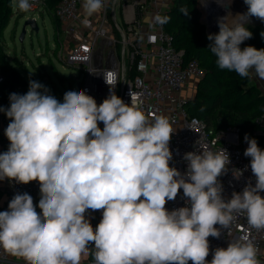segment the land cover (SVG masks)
Wrapping results in <instances>:
<instances>
[{
  "label": "clouds",
  "instance_id": "1",
  "mask_svg": "<svg viewBox=\"0 0 264 264\" xmlns=\"http://www.w3.org/2000/svg\"><path fill=\"white\" fill-rule=\"evenodd\" d=\"M217 3L223 6L222 0ZM244 3L247 12H229L218 20L209 48L220 69L264 80V49L240 47L253 36L248 18L264 22V0ZM11 6L21 12L31 8L29 0H12ZM102 7L103 0L83 3L88 16ZM103 78L110 95L99 105L84 90L67 91L60 102L30 80L25 94L11 93L10 106L0 107L10 120L0 180L38 182L41 210L30 194H15L8 210L0 211V248L25 264H80L90 244L95 264H261L256 246L243 240L216 248L212 260L206 259L208 238L221 236L215 226L228 229L237 214H245L251 228L264 230V149L257 140L245 135L244 156L251 158L255 185L249 182L226 201L218 178L231 163L227 150L185 153L187 170L181 174L170 166L169 119H149L111 91V73ZM243 171L234 169V178ZM181 189L188 206L169 211L166 203ZM89 209L103 210L95 229L85 216Z\"/></svg>",
  "mask_w": 264,
  "mask_h": 264
},
{
  "label": "built area",
  "instance_id": "2",
  "mask_svg": "<svg viewBox=\"0 0 264 264\" xmlns=\"http://www.w3.org/2000/svg\"><path fill=\"white\" fill-rule=\"evenodd\" d=\"M194 1L199 21L205 26L207 36L219 32L217 22L221 17L229 12L234 16L233 0L230 5L226 0H222L223 6L217 3V0ZM29 2L31 8L28 13L40 14L42 0ZM172 2L173 0H136L129 5L125 4L126 8L131 9L132 17L125 27L117 29L111 27L110 31H107L104 26L109 21V0H103L102 9L91 16L82 11L84 0H61L55 16L60 25V32L67 36L66 39L59 40L57 56L65 65L80 72L77 92L86 91L98 105L110 95V86L103 78V73L109 72L113 77L111 91H114L124 103H135L149 119L156 116L167 117L174 131L169 144L172 152L170 166L175 167L181 174L187 170L188 162L183 159L185 153L203 149L214 152L226 149L231 163L226 174L220 176L218 180L223 186L222 197L227 201L231 199L233 192H242L249 182L255 185V176L250 168L251 158L244 156L248 144L245 141V134H241L237 128L229 127L214 131L207 128L202 120L187 115L184 104L188 98L183 96V90L190 80H198L202 72L195 61L183 63V52L174 48L169 35L163 31V23L157 20ZM115 32L118 38L115 37ZM77 34L81 35V39L74 42ZM73 35L74 38L71 37ZM98 40H103V46L95 56ZM2 78L0 76V83ZM255 122L264 125V116L258 117ZM9 123L10 120L5 113L0 112V154L6 152L5 146L9 142L5 136V129ZM98 126L102 129L103 123ZM234 169L244 170L239 179L234 178ZM0 187L6 202H10L17 193H28L33 197L36 211L38 213L41 211L38 207L40 199L38 182L20 184L14 180L4 179L0 180ZM260 195L264 196V192ZM184 206L188 205L182 189L175 200L168 201L165 205L169 211ZM101 219L102 215L97 221L90 220L94 229ZM215 227L220 229L221 236L208 238L210 252L206 257L207 261L212 260L216 248H227L230 241L236 240L251 241L258 249L257 259L260 261V252L264 246V230L251 228L245 214H237L228 229L220 225ZM89 247L90 250H94L92 249L94 244H90ZM0 264L25 262L0 248ZM189 264L192 262L189 261Z\"/></svg>",
  "mask_w": 264,
  "mask_h": 264
},
{
  "label": "trees",
  "instance_id": "3",
  "mask_svg": "<svg viewBox=\"0 0 264 264\" xmlns=\"http://www.w3.org/2000/svg\"><path fill=\"white\" fill-rule=\"evenodd\" d=\"M61 0H42V8L47 12L53 27V39L59 42L60 25L55 11ZM12 0H0V107L8 108L9 95L12 89L14 66L4 54L1 43L2 35L12 14ZM187 8L188 14L180 12ZM163 31L170 37L176 50L183 52V63L195 61L202 75L198 79L194 97L187 100L184 109L189 117L202 120L207 128L214 131L226 128H237L241 134L255 138L262 149L264 144V125L256 123V119L264 116V93L249 82V77H241L234 71L220 69L216 57L209 45L212 43L205 32V26L199 21V13L194 0H173L171 6L163 12ZM253 36L241 44L264 49V22L246 24ZM115 37L118 38L115 34ZM8 77H4V76ZM63 80V79H61ZM9 202L0 207L7 209Z\"/></svg>",
  "mask_w": 264,
  "mask_h": 264
},
{
  "label": "rangeland",
  "instance_id": "4",
  "mask_svg": "<svg viewBox=\"0 0 264 264\" xmlns=\"http://www.w3.org/2000/svg\"><path fill=\"white\" fill-rule=\"evenodd\" d=\"M234 8H240V13L247 12L248 6L244 0H233ZM240 10H237L239 13ZM40 14L17 11L13 9L8 25L2 35L1 47L6 54L10 64L14 66V76L12 89L14 92L25 94L29 90V81H38L43 84L57 100L63 101V96L67 91H77V81L81 77L80 72L65 65L64 61L57 55L58 43L53 39V27L47 12L40 5ZM35 17L38 32L34 33L26 29L22 39H20L23 22L27 18ZM260 19L249 17L246 24H257ZM61 33V32H60ZM59 35V40H62ZM97 41L95 51H100ZM71 45V44H70ZM105 55V53H103ZM95 57V56H94ZM59 74L68 75L70 78L61 80ZM4 77H8L7 75ZM189 85L190 93L188 100L194 97L198 80H191ZM8 210V206L7 209ZM95 214L99 210L94 211Z\"/></svg>",
  "mask_w": 264,
  "mask_h": 264
},
{
  "label": "crops",
  "instance_id": "5",
  "mask_svg": "<svg viewBox=\"0 0 264 264\" xmlns=\"http://www.w3.org/2000/svg\"><path fill=\"white\" fill-rule=\"evenodd\" d=\"M136 0H109L110 6H109V15H108V24L106 26H104L106 28L107 31H110L111 27L112 28H123L125 27L127 21H129V19L132 17L131 16V9L130 8H126V5H129L131 3H133ZM17 11L19 12V9H17ZM82 11L83 8H82ZM81 34V33H79ZM74 35L71 36L73 37V41L76 42L77 40L81 39V35ZM116 36L118 37L117 33L115 32ZM60 38H62V40L66 39L65 36H67V34L65 33H61L60 34ZM66 43V42H65ZM72 44V43H69ZM103 46V40H100L99 42V48H101ZM97 54V50L95 51V56ZM249 82L254 85L255 87H257L258 89H260V91L262 93H264V80L259 79L257 76H255V74H250L249 76ZM192 84V81L190 80L188 82V84L185 86L184 90H183V96L185 98H189V93L190 90L188 87L189 85ZM9 144L10 142H8L5 146L6 151L9 148ZM5 196H4V192L2 191L1 187H0V207H2L5 204ZM102 211L103 210H99L98 214H95L94 211H92L91 209L87 210L85 213L86 219L89 220H95L97 221L101 215H102ZM92 251H89V255L87 257H83L81 259L80 264H95L94 261V257L92 255ZM260 262L264 263V246H262L261 252H260Z\"/></svg>",
  "mask_w": 264,
  "mask_h": 264
},
{
  "label": "water",
  "instance_id": "6",
  "mask_svg": "<svg viewBox=\"0 0 264 264\" xmlns=\"http://www.w3.org/2000/svg\"><path fill=\"white\" fill-rule=\"evenodd\" d=\"M27 28H29V30L31 32H34V33L38 32V26H37L35 19H32V18L25 19V21L23 22V25H22L20 39L23 38ZM59 77L61 79H64V80H67L70 78L68 75H64V74H59ZM76 86L79 87V83H77ZM49 94L51 95L50 92H49Z\"/></svg>",
  "mask_w": 264,
  "mask_h": 264
},
{
  "label": "bare ground",
  "instance_id": "7",
  "mask_svg": "<svg viewBox=\"0 0 264 264\" xmlns=\"http://www.w3.org/2000/svg\"><path fill=\"white\" fill-rule=\"evenodd\" d=\"M237 10H240L239 13L242 11V9H240V8H236V9H235L234 16L238 13Z\"/></svg>",
  "mask_w": 264,
  "mask_h": 264
}]
</instances>
